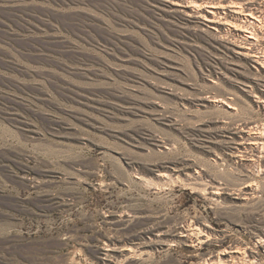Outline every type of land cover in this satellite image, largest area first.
<instances>
[{
  "label": "rangeland",
  "instance_id": "374dc122",
  "mask_svg": "<svg viewBox=\"0 0 264 264\" xmlns=\"http://www.w3.org/2000/svg\"><path fill=\"white\" fill-rule=\"evenodd\" d=\"M161 4L0 0V264H264V144L245 165L222 134L262 129L264 111L207 32Z\"/></svg>",
  "mask_w": 264,
  "mask_h": 264
},
{
  "label": "bare ground",
  "instance_id": "6f19581e",
  "mask_svg": "<svg viewBox=\"0 0 264 264\" xmlns=\"http://www.w3.org/2000/svg\"><path fill=\"white\" fill-rule=\"evenodd\" d=\"M162 4V6L173 10V12L175 11V13H181L185 20L191 18L192 20L196 21L201 30H203V32L205 31V35L207 32L211 41L210 44L217 46L218 49L222 51V53L224 52V54H227V56L230 57L231 61L223 65L222 74L225 76V78L238 79V82H240V84L242 85L238 86L242 97L247 100L249 104L263 112L264 48L261 46V44H259V37L257 32V22L259 21V17L256 14V9L253 1L192 0L190 2H185L183 0H162ZM242 65L248 68V73L241 69ZM203 99L206 105L209 104L211 106H215L218 102L223 103L224 105H226L230 114H237L239 111L237 108L238 103H236L234 99ZM242 110L244 111V109ZM236 111L237 113H235ZM237 122L238 123L236 125L226 127L225 132H222V134L225 133L228 134V136L232 137V139L234 138L233 141L235 143L233 146V143H229L230 145L225 143V148L230 152L228 155L231 160H234L237 163L243 161V164L245 163V165H250L251 163L253 164V162H256L257 160L256 157L259 144H264V127H262V129L257 127L256 122L252 120L241 119ZM157 175L158 177L167 176V174L165 173H159ZM219 188L220 187L217 188L216 186H213L211 190L209 188L210 191L207 193L208 197L206 198L208 202H220L219 198L222 195V192ZM238 192L239 194L237 193L236 196L230 198L231 200H233L232 202L234 204H246L250 200L249 195H254L253 189L251 188V183L241 188ZM251 198H254V196H252ZM206 223L207 222L202 223L200 226L197 225L196 228L199 235L198 239L200 237H204L203 239L200 238L201 244L208 242L210 236H212L209 231V224L207 225ZM177 237L181 236L178 235ZM229 256L232 257L231 255Z\"/></svg>",
  "mask_w": 264,
  "mask_h": 264
}]
</instances>
